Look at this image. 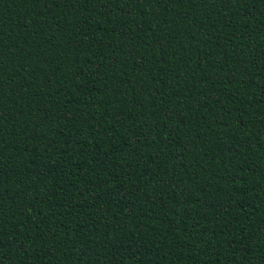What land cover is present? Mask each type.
I'll use <instances>...</instances> for the list:
<instances>
[{
    "label": "trees",
    "instance_id": "1",
    "mask_svg": "<svg viewBox=\"0 0 264 264\" xmlns=\"http://www.w3.org/2000/svg\"><path fill=\"white\" fill-rule=\"evenodd\" d=\"M0 264H264V0H0Z\"/></svg>",
    "mask_w": 264,
    "mask_h": 264
}]
</instances>
